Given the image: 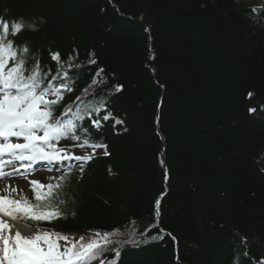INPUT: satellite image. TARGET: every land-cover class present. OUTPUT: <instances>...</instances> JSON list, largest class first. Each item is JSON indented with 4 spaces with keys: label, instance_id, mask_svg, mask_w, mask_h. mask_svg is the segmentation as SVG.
<instances>
[{
    "label": "trees",
    "instance_id": "1",
    "mask_svg": "<svg viewBox=\"0 0 264 264\" xmlns=\"http://www.w3.org/2000/svg\"><path fill=\"white\" fill-rule=\"evenodd\" d=\"M21 20L46 86L67 85L55 111L81 141L59 145L108 155L57 177L39 203L62 217L20 222L117 233L88 263L111 264V249L117 264L264 261V0H0V23Z\"/></svg>",
    "mask_w": 264,
    "mask_h": 264
},
{
    "label": "snow or ice",
    "instance_id": "2",
    "mask_svg": "<svg viewBox=\"0 0 264 264\" xmlns=\"http://www.w3.org/2000/svg\"><path fill=\"white\" fill-rule=\"evenodd\" d=\"M0 30H2L0 34V178L21 174L20 168L4 171L6 166L15 161L20 162L21 167L27 172L32 162L63 159L87 162L93 159V155L64 154L66 149L57 146L62 138L80 142L81 136L76 135L77 125L73 120L60 119L55 111L56 105L62 99L61 88L67 85L61 82L59 88L46 86L39 62L31 59L30 47L19 39L23 31L35 30L34 23H26L22 20L11 25L0 23ZM9 35L14 39H8ZM52 59L59 60V53L53 54ZM121 90L122 86L117 85L116 91ZM252 95L253 93H248L249 97ZM49 96H54L56 99H49ZM248 111L255 112L256 109L249 108ZM108 118V116L103 117L105 120ZM77 119L83 117L78 116ZM94 123L99 127L98 121ZM117 123L121 121L118 120ZM82 131L87 134V129ZM78 146L103 148L105 149L103 154L108 155L106 144L91 143L89 139H84ZM5 156L8 159H3ZM81 171H83L82 166ZM65 178V176L50 178V180L56 179L57 182L47 185L36 180L30 181L34 199L38 202L35 204L23 196L16 199L10 194L0 195V264H88L103 251L104 245L111 242L109 236L117 233L105 232L101 235L100 232H96L93 238L86 240L81 236L77 240L70 239L68 235L55 230L42 231L27 223H18L21 219L51 221L62 217L64 213L59 207L50 202H39L49 200L53 190L59 189L62 186L60 182ZM165 179H167V169H165ZM45 188L47 191H42ZM7 189L12 193L17 191L11 185L6 186ZM155 215L157 217L160 215L159 198L155 202ZM13 228H15L14 232ZM151 239L160 240L163 236H152ZM61 241L64 243L61 244ZM125 243L134 245L137 241L129 239ZM241 243L247 248L246 238H242ZM110 251L114 252L111 264H117L120 250ZM249 251L245 250L242 253L246 260L250 259ZM101 264H104V261H101ZM234 264H239V257ZM260 264H264V261Z\"/></svg>",
    "mask_w": 264,
    "mask_h": 264
},
{
    "label": "rangeland",
    "instance_id": "3",
    "mask_svg": "<svg viewBox=\"0 0 264 264\" xmlns=\"http://www.w3.org/2000/svg\"><path fill=\"white\" fill-rule=\"evenodd\" d=\"M66 153H70L73 155H97L101 153L100 148H96L93 149L92 147H82V148H78L75 150H66ZM52 174L51 172H44V171H40L35 173L34 177H32L33 180L39 181L42 184H44L45 179ZM31 178H26V179H20L17 181H11L10 180H5V181H0V195H5V192H7L8 194L11 193L10 189L6 190V186L11 185L13 187H19L20 190H24L25 192H27L28 194L31 193V185L30 182ZM14 232V231H13ZM63 244V243H62Z\"/></svg>",
    "mask_w": 264,
    "mask_h": 264
},
{
    "label": "bare ground",
    "instance_id": "4",
    "mask_svg": "<svg viewBox=\"0 0 264 264\" xmlns=\"http://www.w3.org/2000/svg\"><path fill=\"white\" fill-rule=\"evenodd\" d=\"M14 229V231H15V228H13Z\"/></svg>",
    "mask_w": 264,
    "mask_h": 264
}]
</instances>
